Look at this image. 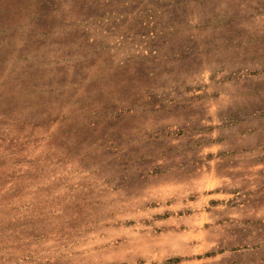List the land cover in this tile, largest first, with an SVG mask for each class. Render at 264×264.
Returning <instances> with one entry per match:
<instances>
[{
  "label": "rangeland",
  "instance_id": "rangeland-1",
  "mask_svg": "<svg viewBox=\"0 0 264 264\" xmlns=\"http://www.w3.org/2000/svg\"><path fill=\"white\" fill-rule=\"evenodd\" d=\"M0 264H264V0H0Z\"/></svg>",
  "mask_w": 264,
  "mask_h": 264
}]
</instances>
